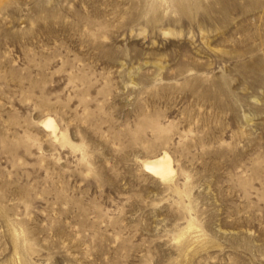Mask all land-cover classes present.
I'll use <instances>...</instances> for the list:
<instances>
[{"label": "rangeland", "instance_id": "1", "mask_svg": "<svg viewBox=\"0 0 264 264\" xmlns=\"http://www.w3.org/2000/svg\"><path fill=\"white\" fill-rule=\"evenodd\" d=\"M0 264H264V0H0Z\"/></svg>", "mask_w": 264, "mask_h": 264}, {"label": "bare ground", "instance_id": "2", "mask_svg": "<svg viewBox=\"0 0 264 264\" xmlns=\"http://www.w3.org/2000/svg\"><path fill=\"white\" fill-rule=\"evenodd\" d=\"M41 122L46 128L51 130L53 135H56L57 125L52 117L47 116ZM143 166L146 171L156 176L159 175L160 178L162 177L164 179L170 178L174 171L171 164V157L166 151L149 159H143Z\"/></svg>", "mask_w": 264, "mask_h": 264}]
</instances>
